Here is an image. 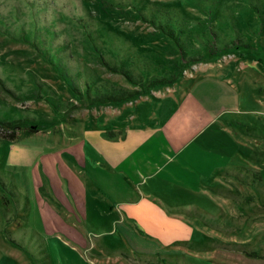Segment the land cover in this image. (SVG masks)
Instances as JSON below:
<instances>
[{"label":"rangeland","instance_id":"obj_1","mask_svg":"<svg viewBox=\"0 0 264 264\" xmlns=\"http://www.w3.org/2000/svg\"><path fill=\"white\" fill-rule=\"evenodd\" d=\"M1 118L0 264H264V0H0ZM161 141L186 145L127 214L101 183Z\"/></svg>","mask_w":264,"mask_h":264},{"label":"crops","instance_id":"obj_2","mask_svg":"<svg viewBox=\"0 0 264 264\" xmlns=\"http://www.w3.org/2000/svg\"><path fill=\"white\" fill-rule=\"evenodd\" d=\"M200 85H202V90H204V94L205 95H209L208 97H210V95H212V93L210 92V90L203 88V86H205V84L200 83ZM213 91V90H211ZM206 97V96H205ZM151 137V136H150ZM152 138L156 139V138H160V140L163 139L162 134L160 131H155L154 134L152 135ZM211 136L207 135L203 137V142L198 143L194 149H197L199 151H202V153H205V155L210 156L212 158H218L221 159V147H219L218 145L215 144L214 141H211ZM161 143L164 146V150L158 151V147H156L154 145V148L152 147L153 145L150 144V142L144 147L143 146V151L142 153H136L134 152V154L129 153L127 154V159L126 160H122V163L119 164V166L123 167V168H128L130 169L133 177L135 178V182H136V187H129L128 184L126 186V184L124 183L125 180L120 176H114L113 179L116 180V187L113 188V184L112 185H103V182L101 183V187L103 189L104 192H106L109 196V193H111L112 197L114 198L113 200H115L114 202L121 207L123 210H125L124 212L128 214V210L135 208L136 206H140V201H142L145 197L147 198H151V194H150V190L149 187L145 184L146 183V179L145 177L152 178L154 177L157 173H159L162 168L161 167H175L176 166V161H175V157L176 154H179L181 150L184 149V145L182 146H172L171 144H167V142L164 143V141H161ZM184 146V147H183ZM214 159L210 162L209 165H206L207 168V172L202 173V176L205 175V177L208 180H219V177H215V176H211L213 173H218L221 172V168L219 167L220 164L218 162H215ZM128 160V161H127ZM127 163V165H126ZM213 163V164H212ZM219 164V165H218ZM182 168V167H181ZM203 169V168H202ZM185 177H187V183H189V181H197V183L199 182L197 179H191L188 176L187 170L185 171ZM249 175V174H248ZM237 176V175H236ZM261 179V175L259 174V179H257V182H259ZM238 180V179H237ZM70 184H72L74 186V190H76L79 186V184L76 181V178L74 177V175L72 174L70 177ZM202 185L201 183H198L197 185ZM77 186V187H76ZM203 186V185H202ZM231 187V186H230ZM60 188V192L61 191V186H59ZM206 190V189H204ZM218 192H221L222 195H225V197L231 198L232 202H236L235 196L236 195V190H233V188H226V189H217ZM206 192V191H204ZM153 196V195H152ZM137 197V198H136ZM235 204V203H234ZM175 206L173 205H169V210L173 211L175 208ZM135 214V213H134ZM128 218L124 219L123 216L119 213L118 216L114 219L111 220V222H116L114 224L119 225L120 229L129 237H131V239L133 241L136 240V233H133L130 223L132 222V220H134V224H137V218L135 217V215L133 216H127ZM107 229H109V231H111V228L107 227Z\"/></svg>","mask_w":264,"mask_h":264},{"label":"trees","instance_id":"obj_3","mask_svg":"<svg viewBox=\"0 0 264 264\" xmlns=\"http://www.w3.org/2000/svg\"><path fill=\"white\" fill-rule=\"evenodd\" d=\"M210 54H212V52H210ZM151 82H153V80H151ZM156 82H158V81H156ZM68 86H70V84H68ZM71 88L73 89V87H71ZM134 93H135L134 91H129V90H125V89L117 88V87H111V89H109V88L105 89L104 88V90L98 89L93 96H88V104L105 103L108 101H117V100H121V99H126V98L132 96V94H134ZM20 124L21 123L16 122V121L1 118L0 119V127L4 131H9V134L6 135L5 133L0 132V134H1L0 136L7 138V139L15 137L17 131L21 127Z\"/></svg>","mask_w":264,"mask_h":264}]
</instances>
